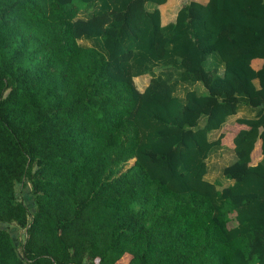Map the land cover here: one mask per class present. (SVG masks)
Instances as JSON below:
<instances>
[{
  "label": "trees",
  "instance_id": "obj_1",
  "mask_svg": "<svg viewBox=\"0 0 264 264\" xmlns=\"http://www.w3.org/2000/svg\"><path fill=\"white\" fill-rule=\"evenodd\" d=\"M166 1L0 0V264H264V0Z\"/></svg>",
  "mask_w": 264,
  "mask_h": 264
},
{
  "label": "rangeland",
  "instance_id": "obj_2",
  "mask_svg": "<svg viewBox=\"0 0 264 264\" xmlns=\"http://www.w3.org/2000/svg\"><path fill=\"white\" fill-rule=\"evenodd\" d=\"M148 81H149L148 76L140 77V79L137 78L134 80L138 89H142L143 86L148 83ZM245 116L249 117L250 115L246 112H242L241 114H238L236 117L232 118V120L227 125L222 127L220 132H217L212 136V137H218L219 134H223L224 137L222 139V143L224 145V150L221 152V154H218L215 157H213L211 160H209L208 165L210 167V173L207 177L209 180L213 181L217 179V177L219 176L220 171L219 169L217 171L214 170L215 165L217 166V164H219V166H223L227 164V162L230 160L232 154L229 150L232 149L233 147L232 139L239 130L244 128L243 126H240L239 124L236 123V119ZM259 149H260V143L257 144L254 152L252 153V164L257 163L261 157ZM132 163L133 162H130V164ZM228 227H232V223H229Z\"/></svg>",
  "mask_w": 264,
  "mask_h": 264
},
{
  "label": "crops",
  "instance_id": "obj_3",
  "mask_svg": "<svg viewBox=\"0 0 264 264\" xmlns=\"http://www.w3.org/2000/svg\"><path fill=\"white\" fill-rule=\"evenodd\" d=\"M199 3H206L208 0H194ZM182 0H167L164 5L159 7L161 13V22L163 25L173 21L175 16L182 6ZM264 64V60L256 59L252 61V67L255 70H259L261 66Z\"/></svg>",
  "mask_w": 264,
  "mask_h": 264
}]
</instances>
